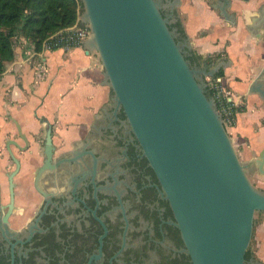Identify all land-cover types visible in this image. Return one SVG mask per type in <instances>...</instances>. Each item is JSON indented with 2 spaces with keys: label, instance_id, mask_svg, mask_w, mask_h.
I'll list each match as a JSON object with an SVG mask.
<instances>
[{
  "label": "water",
  "instance_id": "1",
  "mask_svg": "<svg viewBox=\"0 0 264 264\" xmlns=\"http://www.w3.org/2000/svg\"><path fill=\"white\" fill-rule=\"evenodd\" d=\"M233 0H217L226 19ZM247 1V0H242ZM80 21L92 36L84 42L98 53L105 83L113 90L115 114L122 110L145 156L155 170L176 216L193 264H262L246 261L255 215L264 212V191L250 181L247 169L264 174V151L242 162L216 100L207 94L206 78L214 68L192 65L189 45L162 9L174 12L178 0H82ZM253 89L264 97V87ZM54 149L51 128L45 143ZM9 174L14 197L15 177Z\"/></svg>",
  "mask_w": 264,
  "mask_h": 264
},
{
  "label": "flooded vegetation",
  "instance_id": "2",
  "mask_svg": "<svg viewBox=\"0 0 264 264\" xmlns=\"http://www.w3.org/2000/svg\"><path fill=\"white\" fill-rule=\"evenodd\" d=\"M162 12L177 30L171 7ZM52 131L47 124L41 161L20 167L16 177L25 180L21 187L15 182L13 199L10 191L6 200L0 197V264H193L122 110L101 128L90 126L82 145L70 151L58 148Z\"/></svg>",
  "mask_w": 264,
  "mask_h": 264
},
{
  "label": "crops",
  "instance_id": "3",
  "mask_svg": "<svg viewBox=\"0 0 264 264\" xmlns=\"http://www.w3.org/2000/svg\"><path fill=\"white\" fill-rule=\"evenodd\" d=\"M178 1L174 13L189 51L202 58L201 67L222 65L223 84L243 109L228 132L235 148L237 139L253 160L264 151V97L253 89L257 82L264 87V0H233L229 20L215 8L217 0ZM35 54L44 59L43 72ZM113 96L98 53L84 45L37 52L18 36L15 58L0 75V197L7 199L8 177L16 168L11 152L23 170L39 163L47 124L58 148L80 147L90 126L99 129L118 114ZM24 180L16 177V186ZM254 257L264 264V236Z\"/></svg>",
  "mask_w": 264,
  "mask_h": 264
},
{
  "label": "trees",
  "instance_id": "4",
  "mask_svg": "<svg viewBox=\"0 0 264 264\" xmlns=\"http://www.w3.org/2000/svg\"><path fill=\"white\" fill-rule=\"evenodd\" d=\"M82 6V0H0V75L4 73L6 64L15 58V40L18 36L33 43L36 51L40 52L49 37L81 23ZM175 27L179 41L185 34L181 24ZM170 28L174 30L172 26ZM186 59L192 65L202 64V58L190 51ZM212 63V60L206 61L207 66ZM223 75L221 70L215 78ZM207 94L213 97L208 88ZM254 258V253L248 250L246 261Z\"/></svg>",
  "mask_w": 264,
  "mask_h": 264
},
{
  "label": "built area",
  "instance_id": "5",
  "mask_svg": "<svg viewBox=\"0 0 264 264\" xmlns=\"http://www.w3.org/2000/svg\"><path fill=\"white\" fill-rule=\"evenodd\" d=\"M81 22V21H80ZM92 36V30L89 24L78 23L72 27L61 30L49 37L43 44L42 52L59 48L72 49L83 46L84 42ZM38 56V54H35ZM39 57V56H38ZM45 62L39 57L38 68L43 72ZM207 88L212 92L216 100L219 111L222 114L224 125L229 131L236 124V118L239 114V105L234 100L223 84V78H206Z\"/></svg>",
  "mask_w": 264,
  "mask_h": 264
},
{
  "label": "rangeland",
  "instance_id": "6",
  "mask_svg": "<svg viewBox=\"0 0 264 264\" xmlns=\"http://www.w3.org/2000/svg\"><path fill=\"white\" fill-rule=\"evenodd\" d=\"M81 9H82V14H83L85 12V7L82 6ZM229 93H230V91H229ZM240 108L241 107H239V111L243 112V109L240 110ZM236 121H237V118H236ZM236 150H237V153H238L240 160L242 162H246L248 159L244 155L243 146L241 144L237 143V139H236ZM259 156L260 155H258V157ZM254 158H256V157L254 156ZM247 174H248V177H249L251 183L257 189L264 191V174H260L255 168H248ZM263 230H264V212H258L255 215L254 235H253L250 247H249V250H251V252L254 253V255H255V251L257 249V245L259 244L261 238L264 236Z\"/></svg>",
  "mask_w": 264,
  "mask_h": 264
}]
</instances>
